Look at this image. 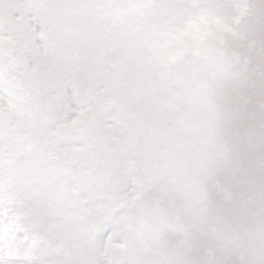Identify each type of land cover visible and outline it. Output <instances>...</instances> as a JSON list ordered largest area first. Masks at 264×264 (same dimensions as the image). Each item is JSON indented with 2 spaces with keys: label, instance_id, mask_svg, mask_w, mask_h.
<instances>
[{
  "label": "snow or ice",
  "instance_id": "6c2138e0",
  "mask_svg": "<svg viewBox=\"0 0 264 264\" xmlns=\"http://www.w3.org/2000/svg\"><path fill=\"white\" fill-rule=\"evenodd\" d=\"M0 264H264V0H0Z\"/></svg>",
  "mask_w": 264,
  "mask_h": 264
}]
</instances>
